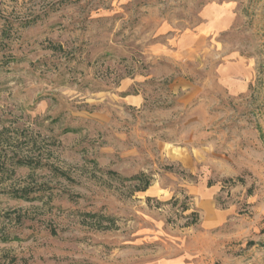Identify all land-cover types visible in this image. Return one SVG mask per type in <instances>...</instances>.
Here are the masks:
<instances>
[{"label":"rangeland","instance_id":"1","mask_svg":"<svg viewBox=\"0 0 264 264\" xmlns=\"http://www.w3.org/2000/svg\"><path fill=\"white\" fill-rule=\"evenodd\" d=\"M0 264H264V0H0Z\"/></svg>","mask_w":264,"mask_h":264},{"label":"crops","instance_id":"2","mask_svg":"<svg viewBox=\"0 0 264 264\" xmlns=\"http://www.w3.org/2000/svg\"><path fill=\"white\" fill-rule=\"evenodd\" d=\"M178 75H175L174 78H176ZM153 78V75L148 74L146 75V77H142V76H130V77H125L124 79H122L120 86L118 87V90L120 93H127L130 88L136 84V83H140V82H146L147 80ZM179 79H176L175 81H173L171 84H174L175 86L178 85L179 90H180V84L178 81ZM191 88H193L191 86ZM190 87L187 88V90L191 89ZM183 90V89H182ZM192 90V89H191ZM187 93V99L186 100H181L184 103L189 102L188 100V92ZM123 100L124 103H126L127 105H138L141 106L143 104V102H145L143 95L137 94V95H125L123 96V98H121ZM181 102V103H182ZM180 103V100H177V104ZM183 104V103H182Z\"/></svg>","mask_w":264,"mask_h":264}]
</instances>
